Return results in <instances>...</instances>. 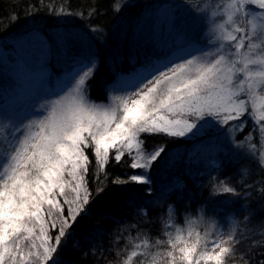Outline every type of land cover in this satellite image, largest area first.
Segmentation results:
<instances>
[{
    "label": "snow or ice",
    "instance_id": "1",
    "mask_svg": "<svg viewBox=\"0 0 264 264\" xmlns=\"http://www.w3.org/2000/svg\"><path fill=\"white\" fill-rule=\"evenodd\" d=\"M252 5H258L254 11L264 23V0H235L228 5L233 13L230 19L238 20L243 12L247 20ZM120 7L114 4L115 11ZM189 7L186 0L173 4V23L175 13ZM191 11L194 21L191 32H179L178 43L167 52L145 54L139 67L135 53L130 54L127 59L133 65L131 72L117 71V63H124L122 54L107 56L111 77L99 71L102 61L93 43L107 42L102 27L92 28V36L60 30L45 36L35 30L17 40L13 48L14 70L22 83L32 69L53 56L62 67H71L72 71L65 77L67 82L54 93L55 99L39 104L42 97L36 88L20 98L17 102L29 105V112L23 117L0 108V144L6 147L0 148V264H59L57 255L73 235L72 230L88 215L89 206L108 190L102 187L92 194L88 186L92 163L89 153L102 173L107 172L113 160L116 164L130 160L129 168L143 171L131 175L127 181L117 178L112 186L124 191L131 182L144 184L147 185L144 195L152 194L151 168L168 150L165 144L147 151L146 137L166 134L170 138L201 142L207 138L215 148L226 150L233 157L250 155L251 149L243 151V141L234 142L229 137L235 138L238 131L247 127L248 120L252 121L253 129L264 133V95H259L258 110L256 106V94L264 93V67L249 70L251 66L264 65V53L259 61L252 53L239 67L235 57L242 49L251 48L249 32L241 28L233 29L235 34L220 30L213 33L215 42H210L203 35L197 36L196 25L203 24V20L200 13ZM72 42L80 45L78 52H71ZM178 48L192 51L174 55ZM210 48L216 49L214 54L208 51ZM93 87L122 95L109 98L118 101L117 104L101 108L92 98ZM132 96L135 98L129 100ZM246 97L251 99V109ZM37 104L39 112L33 111ZM233 121L236 126L230 124ZM216 129L224 132L225 142L215 134ZM133 149L146 154L137 158ZM187 179L188 176L175 177L169 185L179 193V200L185 197ZM222 197L226 199L220 204ZM139 198L128 192L125 200L131 204ZM261 198L264 200V189ZM241 199L244 203L240 204V210L247 213V219L255 213L251 193L247 188L237 191V186H224L221 191L211 193L205 202V215L211 213L224 224V214L227 211L235 214V204ZM200 211H204L203 207ZM196 223L209 221L199 216ZM192 235L189 231L187 239L177 235L168 240L172 249L167 253L169 264H201V261L223 264L225 254L234 255L244 239L242 234L239 238L229 236V241L235 242L232 247H219L215 239L205 240L213 251H200L202 237L197 232L196 241L190 243ZM216 247L219 251L214 250ZM250 255V251L241 253L245 264H254ZM259 264H264V260Z\"/></svg>",
    "mask_w": 264,
    "mask_h": 264
},
{
    "label": "trees",
    "instance_id": "2",
    "mask_svg": "<svg viewBox=\"0 0 264 264\" xmlns=\"http://www.w3.org/2000/svg\"><path fill=\"white\" fill-rule=\"evenodd\" d=\"M211 1L186 0L190 7L176 12L173 23V4L178 0H0V84L6 91L14 86L10 74L15 60L12 55L13 48L19 38L31 31L38 30L45 36L57 30L92 36V28L102 27L107 33V42L103 45L96 41L93 43L96 44L102 61L99 71L105 73L106 77H111L112 73L106 62L107 56L122 54L124 63H117V71L131 72L133 65L127 59L130 54L135 53L136 66L139 67L145 54L167 52L178 43L171 39L172 34H166L168 27L182 29L181 24L174 27L176 19H179L181 23L189 24L190 31L187 33H190L194 26L191 10L200 13L204 21L206 8L208 9ZM114 4L121 6L119 11L114 10ZM254 8L258 7L254 5ZM160 19L162 21L156 29L159 31L155 30L154 33V27L142 36V40H138L140 27L145 22H148V27H152ZM245 24L244 15H241V28ZM196 29L198 37L204 36L205 23L196 25ZM207 37L213 42L210 35ZM169 41L171 42L168 43ZM70 48L75 53L79 51L80 45L72 42ZM180 49L182 48L177 51ZM190 51L192 50L188 49V52ZM208 51L214 54L216 49L210 48ZM245 52L246 49L241 50V59L235 57L239 67H243L245 63ZM261 53H264V43L253 58L259 61L262 58ZM48 63L55 74L62 70L69 71L71 68L62 67L57 63L55 56ZM103 78L105 77H101ZM48 81L51 84V76ZM38 92L42 97L39 104L56 98V91L51 85ZM121 94L93 87L92 98L103 108L109 103L117 104L118 101H110L109 98ZM259 95L264 93L256 94L257 110L261 104ZM4 99L0 96V102ZM246 99L249 100L247 106L251 109V99ZM39 104L33 111H41ZM28 112L27 104L25 109L18 111L16 115L23 117ZM230 124L236 126L237 122ZM215 134L222 143L225 142L223 131L216 129ZM229 138L234 139V142L243 141V151L249 152L251 149L250 155L233 157L228 151L215 148L207 138L201 142L194 139L170 138L166 134L146 137L147 151L160 145L168 146L164 156L151 168V195H144L147 185L135 182L129 183L124 191L113 188L112 182L117 178L127 181L131 175L143 171L129 168L130 160L120 164L113 160L107 166V172L102 173L98 171L95 158L89 153L92 163L89 165L88 186L92 194L95 195L98 188L107 187L108 190L89 206L88 215L72 230L73 235L67 239L57 255L59 264H169L167 253L172 249L168 240L177 235L187 239L189 231L193 233L190 243L196 241L197 232L202 237L200 251H213L212 245L205 244V240L215 239L219 247H232L235 242L229 241V236L236 235L239 238L242 234L244 239L237 246V251L234 255L225 254L223 264H245L241 253L248 251L251 252L249 258L254 264H259L264 260V255H261L264 252V208L261 207L264 204L261 198L264 189V133L253 129L252 121L248 120L245 129L238 131L235 138ZM172 160L175 161L174 164H170ZM185 176H188L184 181L188 188L184 199L179 200V193L173 191L169 185L173 184L175 177ZM216 185H219V188ZM224 186H237V191L249 189L250 203L255 213L245 219L247 213L240 210V204L244 203L241 199L235 204V214L232 211L224 214V224L211 213L205 215V202L209 200L210 194L221 191ZM128 192H134L140 198L129 204L125 200ZM224 199L226 197L221 198L220 204L224 203ZM201 207L204 211H200ZM199 216H204L209 223H196V217ZM190 219L193 220L192 224L188 223ZM231 222L235 227L233 234L230 233ZM219 247L214 250L219 251ZM133 253L137 255L133 256ZM201 264H204V261H201Z\"/></svg>",
    "mask_w": 264,
    "mask_h": 264
},
{
    "label": "rangeland",
    "instance_id": "3",
    "mask_svg": "<svg viewBox=\"0 0 264 264\" xmlns=\"http://www.w3.org/2000/svg\"><path fill=\"white\" fill-rule=\"evenodd\" d=\"M235 0H212L211 3L208 5V9L206 8V13L204 17L203 23H205V31L204 36L207 37L208 35L213 37V33L224 30L226 33L235 34L232 30L235 28H241L240 26V18L238 20L236 19H230V17L233 16L232 10L229 9L228 5L230 3H234ZM258 7V5H256ZM254 5L251 6L249 9L250 15L248 16V19L246 20V24L243 28L244 30H247L249 32L250 38H251V48H246V52L243 54L244 62L250 57L252 53H257V51L262 48L264 43V23L261 22V20L258 18V16L255 14ZM162 12V8L160 10ZM243 16L244 13L241 12L240 16ZM161 19L157 20V24H154L152 27H148V22H145L139 30V37L138 40H142V36L146 34V32H150L154 27V33L158 25L161 23ZM168 22V21H167ZM183 25L182 29H174L169 28L166 31V34H172V38L174 41H178V34L181 31L189 32V24L188 23H181V20L176 19L174 27H178L179 25ZM225 25H228L229 27H225ZM159 31V30H156ZM32 32V31H31ZM174 34V35H173ZM208 34V35H207ZM243 32H241V35ZM22 36L21 38H23ZM19 38V39H21ZM208 38V37H207ZM210 38V40H211ZM209 40V39H208ZM213 41V40H212ZM169 41L168 43H170ZM215 42V41H213ZM168 43H165L166 45ZM17 42L15 43V45ZM164 45V44H163ZM186 49V48H184ZM183 48L176 51L174 55H183L188 52L187 50H184ZM192 50V49H191ZM73 53V51L71 50ZM14 56V54L12 53ZM257 55V54H256ZM238 59H241V52L238 56H236ZM15 60L16 57L14 56ZM171 58V57H170ZM14 60V63H15ZM50 60L41 63L38 67L32 69V71L29 73L28 77L25 78V81L22 83L19 79L18 73L14 70V67L10 70L11 79L14 82L15 91L13 92L12 89L4 90L2 84H0V96L4 97L5 99L0 102V108H8L9 110L13 111L15 114L18 113V111H23L25 109V106L27 105V102H17L20 98L26 97L28 93L33 89L36 88L37 90H41L44 88H47L49 85H51L52 89H55L56 92L59 91L60 87L63 83L67 82L65 80V77L69 72L72 71L70 68L69 71L62 70L59 74H55L51 71L49 62ZM261 67H264V65H255L251 66L249 69L252 71L260 70ZM65 69V68H64ZM51 76V84L48 81V79ZM7 86V85H6ZM5 86V87H6ZM13 88V87H12ZM120 94V93H118ZM122 95V94H121ZM118 96V95H117ZM135 97H129V100L134 99ZM4 135H7V131L5 130ZM0 148H5V145L0 144ZM133 153L139 157V155H142V152H136L135 149H133ZM140 162V161H138ZM234 223L231 222L230 226V233L233 234L234 230Z\"/></svg>",
    "mask_w": 264,
    "mask_h": 264
}]
</instances>
